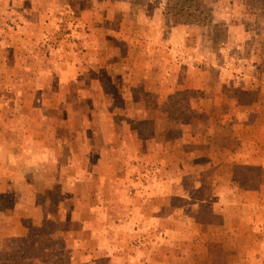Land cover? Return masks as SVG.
I'll list each match as a JSON object with an SVG mask.
<instances>
[{"label":"crops","instance_id":"1","mask_svg":"<svg viewBox=\"0 0 264 264\" xmlns=\"http://www.w3.org/2000/svg\"><path fill=\"white\" fill-rule=\"evenodd\" d=\"M146 1L139 5L132 0H0V92L7 96L5 101L0 99V107L26 109L23 138L31 141L24 153L6 145L5 139L0 144V241L25 235L24 221L40 224L49 216V201L41 198L42 194L51 197L53 177L39 181L35 174L29 178L19 173L30 167L37 172L53 171V162L58 165L64 155L67 158L60 165L68 180L62 194L72 197L76 205L70 214L58 200L51 205L60 215L55 220L58 224H81L61 230L70 251L68 264H198L208 256L206 251L201 257L199 241L250 237L257 232L264 236L261 73H250L248 68L236 73L224 63H205L196 54L197 48L185 52L173 40L186 38L190 27L170 25L161 16L144 19L146 33L138 35L133 24L139 22V15L131 16L144 15L151 6ZM152 10L154 6L147 12ZM159 14L163 15L162 8ZM111 36L133 46L134 40L140 41L131 51L134 63H127L131 66L124 65L127 58L118 55L115 45H107L115 42ZM54 39L67 44L60 58L70 60L62 64L64 71L56 73L70 75V80L57 87L47 85L43 99L26 85L25 48L30 42L40 46ZM93 63L113 69L110 78L120 92L132 93L142 82V91L158 95L156 106L175 92L200 91L203 96L191 102L190 108L207 117L178 121L180 134L171 139L168 128L156 130L159 119L152 115L158 111L156 106L131 100L125 104L132 109L130 118L148 125V132L140 136L131 128L132 119L117 118L120 110L106 99ZM212 67L216 68L214 81ZM30 73L40 71L34 68ZM239 89L258 90L259 98L250 102L237 97ZM14 93L21 98H13ZM60 93L66 99H57ZM57 109L61 110L58 115ZM223 139L237 140L238 148L217 142ZM189 144L195 147L187 149ZM44 161L49 167L43 168ZM239 165L258 169L255 184L249 176L235 181ZM11 173H18L14 178H20L24 186H19L22 196L8 203L5 193L13 186L7 184ZM205 173H210L216 199L207 219L201 220L204 200L194 193L203 187ZM246 179L255 187L247 186ZM240 182L244 188L240 198L234 199L232 187ZM113 224L117 230L111 232ZM258 243L264 247V240ZM216 251L211 247L210 254Z\"/></svg>","mask_w":264,"mask_h":264},{"label":"rangeland","instance_id":"2","mask_svg":"<svg viewBox=\"0 0 264 264\" xmlns=\"http://www.w3.org/2000/svg\"><path fill=\"white\" fill-rule=\"evenodd\" d=\"M132 1L139 5H142L144 4V2H147L146 0ZM148 1L151 6L147 8V11L150 12L152 6H154L155 15L153 10L151 13H148L145 10L144 15H140L139 12L131 16L134 17L139 15V22L133 24L134 32H137L138 35L142 36L144 32L146 33L147 27L145 26V24H143V20L148 18L150 15L151 16L149 18L155 16V20H158L161 16L167 19L166 21H168L170 25H188L190 28L188 30V35L186 36V38L179 39V42L173 40L176 46H183L185 52H187L188 49L192 50L193 48H197L198 53H194L198 55L201 61L203 60V62L205 63L213 61L216 64H227L231 66L234 70H236V73H242L245 68H248L250 70V73L260 72L263 83L259 84H262L264 86V10L251 9L250 7L245 5L243 0H200V7L203 10L204 14L208 15V18L206 17L204 20H202L204 18L202 16L201 22L196 21L184 23V18L179 15H175L168 12V9L166 8L167 0ZM161 8L163 9V15L159 14ZM214 19L215 21L214 23H212ZM224 20L228 21L227 25L224 23ZM70 23L73 24L71 18ZM111 37L113 38L112 40H114L115 42L108 43L107 45H109V47L115 45L116 52L118 53V55H120L121 57L125 56L127 58V60L124 59V65H132L134 63V59L132 60L130 58L131 51L134 47L138 48L141 45L140 41L136 42L134 40V44L136 45L133 46L129 42H116L118 41L116 40L117 38L115 36ZM42 43L43 44L40 46L34 42H30L26 45V68L28 69L25 70L26 72H24V74H27L26 85L31 86L33 89L35 88V95L37 96L39 94L38 96L44 99V94L46 93L43 90L47 88V85H53L54 87H57L62 82L65 83L67 79L70 80V75L67 76L65 74L62 76L58 75L59 73H56V70L64 71L62 69L65 68L62 67V64L67 65V63H70V60H62L63 57L60 58V56H62L61 54L67 50L66 43H62L60 41L58 42L57 39L45 40L42 41ZM56 56L57 58L54 59V57ZM205 59L206 61H204ZM201 61L198 62L200 63V65L203 64V62ZM127 63L130 64L127 65ZM91 67L93 73L104 87L106 99L110 101L113 105H115L117 110H120V112H118L116 115L118 116L117 118H120L122 120L132 119L131 128L134 129V131L136 130L140 134V136H142L144 133H147L148 125L146 123H141L137 121L135 122V120L133 119L134 116L133 118H130V115L132 114V109L130 106H125V104L130 105L132 101L137 103L142 101L149 108H152L157 105L158 95L154 92L142 91V82L140 83V86H137L136 90L132 93L125 91L120 92L118 89L116 90L114 84H112V80L110 78L112 75V68H105V66L95 63L91 64ZM34 68L37 71L39 70L40 73H30ZM210 69L211 77L214 81V73L216 68L212 67ZM46 70H49V72L52 73L54 76H49L48 72H45ZM1 79L3 78L1 77ZM241 86L242 84H240L238 87ZM235 94L237 97L246 99L251 102L259 98L260 92L258 90L243 91L242 89H239L235 92ZM2 95H4V91L0 92V99H3V101H5L7 96L3 97ZM202 96L203 94L200 91L186 90L175 92L161 100L159 102V105L156 106L155 109L158 111L152 112V115L154 117L156 116V118L159 119L156 122V130L159 131L160 129L168 128L166 134L172 139L173 137L180 134L178 129V121H186L190 119L191 122H193L194 119L204 121L207 117L204 113L196 112L194 109L190 108L191 102L200 99ZM13 98H21V96L17 93H14ZM57 99H66V96L64 97V95L60 93V96H57ZM219 110L222 111L221 108ZM25 111L26 109L20 108L18 106L7 107L3 105V107H0V144H2V141L6 140V145H9V147H13L16 149V151L23 153L25 151L24 149H28V144H30L31 142L23 138L25 127H27L26 124V126L23 127L26 115ZM52 111L56 114V109H52ZM47 112H49V110H47ZM60 112L61 110L57 109V115L60 114ZM13 114L15 115V118H12ZM193 129L194 128L192 127V130ZM217 142H221V144L223 145H229L231 148L235 149H237L239 146L238 141H236L234 144H230V141H227L225 139ZM131 145L132 144H130L129 146ZM194 147V144H189L188 146H186L187 149H193ZM66 158V155L60 156L58 160V165L55 164V161L53 162V167H55V170L52 171L50 170L52 168H48L49 170H47V173H44L42 171L37 172L35 170V167H30L27 170H22V172L19 173L29 178L33 174H35V178L39 179V181L49 179L50 176L53 177L54 180L51 188V190L53 189V193L51 197L48 194L47 196H44V194H42V202H45L46 200L49 201V208L47 211V213L49 212V216L48 214H46L44 216L45 219L43 218L42 221H46L47 226L49 225L50 228L54 230L57 234H59L63 239L64 237L62 236L61 230L66 231L68 227H81V224L78 222L68 224L65 222H61L58 224L55 220L60 215L58 216V212L55 213V205H51V201H53V203L55 204V201L58 200L60 202L59 205L68 207V214H70V209H72V206L75 204L73 202L72 197L69 198L62 194L64 181H67L68 178L66 176L67 172L63 170L64 168L61 167L60 164H63ZM189 159L191 160L193 158ZM44 165L45 166H43V168L49 167V164L45 161ZM40 172L44 174L41 175ZM11 174V178L7 179V184L10 183L17 188L11 186V188L7 189V192L5 193V199L8 203H13L16 198L22 196V190H20L19 186H24L21 185L20 178H14V175H17L18 173ZM107 174L110 175V173ZM0 175H2V173H0ZM259 175L260 172L257 168H239L237 173L235 174V181L237 182L238 180L247 178L249 176L252 180V183L255 184ZM111 179H113V177H111ZM209 180L210 173H205L203 187L200 189L199 192L197 191L194 193V195L204 200L200 213L201 215H204L206 217L209 215L210 207L213 205V202L216 199L215 193H212L211 191ZM235 184L236 187H232L233 198L239 199V194L241 193V190H243L244 184L241 182ZM42 187L44 188V186ZM63 198H66L65 202ZM61 200L63 201V203H61ZM251 216L254 220L255 214H251ZM38 224L39 223H33V220L24 221V227L27 230L26 232L31 230L30 228L32 226ZM115 230H117V227L113 224L110 231L112 232ZM13 237L18 236H11L8 238ZM8 238L2 239V241H0V246ZM220 240H223L222 243L220 242ZM258 240H264V236L260 232H257L256 234L251 235L250 237L237 235L229 237L223 236L220 239L209 241L207 243L199 241L196 245L198 247V251H200V255L201 253H205L207 251L206 254L208 253V256L202 257L201 255L202 258L198 261V264H264V247H260L261 243H258ZM225 241H227L228 244H226ZM222 244L224 245L222 246ZM211 247L215 248L217 251L215 253L210 254ZM260 248L262 250H260ZM67 253L68 250H66L65 242V264H68V261L70 260V256H68L70 255V251L68 254ZM0 260L2 261L1 253ZM49 264L52 263L50 262Z\"/></svg>","mask_w":264,"mask_h":264},{"label":"trees","instance_id":"3","mask_svg":"<svg viewBox=\"0 0 264 264\" xmlns=\"http://www.w3.org/2000/svg\"><path fill=\"white\" fill-rule=\"evenodd\" d=\"M243 2L251 9L264 10V0H243ZM200 5V0H167L166 8L168 12L184 18V23L201 22L202 16L204 17L202 20H204L208 15L204 14ZM228 141L230 144H234L237 140L229 139ZM239 168L254 169L255 167L236 166L235 174ZM246 180L247 186L255 187L249 183L248 179ZM199 219L206 220L207 217L200 215ZM30 229L25 235L8 238L2 243L0 264H49L50 262L65 264L64 239L49 225L47 226L46 221H42L40 225H34Z\"/></svg>","mask_w":264,"mask_h":264}]
</instances>
